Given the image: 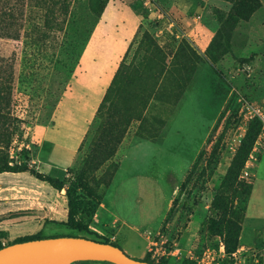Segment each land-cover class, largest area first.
Masks as SVG:
<instances>
[{
  "label": "rangeland",
  "instance_id": "rangeland-1",
  "mask_svg": "<svg viewBox=\"0 0 264 264\" xmlns=\"http://www.w3.org/2000/svg\"><path fill=\"white\" fill-rule=\"evenodd\" d=\"M251 107L264 112V0H0V166L38 170L53 142L73 145L65 182L89 212L117 175H154L167 207L145 259L264 264V131L224 182ZM115 243L144 248L122 229Z\"/></svg>",
  "mask_w": 264,
  "mask_h": 264
},
{
  "label": "crops",
  "instance_id": "crops-1",
  "mask_svg": "<svg viewBox=\"0 0 264 264\" xmlns=\"http://www.w3.org/2000/svg\"><path fill=\"white\" fill-rule=\"evenodd\" d=\"M77 154L78 150L73 145L55 141L47 158L37 164L39 171L64 181L61 188L40 179L30 171L0 172V228L11 238L37 233L47 235V230L55 232L61 226L72 228L66 224L69 220V197L65 177ZM55 155L56 158L63 156L64 163H60L61 158L54 159ZM166 207L164 188L154 175L140 173L121 178L117 175L109 189L102 192L90 219H86V212L83 210L77 216L87 221L91 233H81L95 236L90 238L108 239L115 243L120 229L124 230L126 236L137 233L144 240V248H137L140 258H144L153 248L159 250V242L154 234ZM189 238L184 235L179 246L169 250V254L174 257L181 252L187 256Z\"/></svg>",
  "mask_w": 264,
  "mask_h": 264
},
{
  "label": "water",
  "instance_id": "water-1",
  "mask_svg": "<svg viewBox=\"0 0 264 264\" xmlns=\"http://www.w3.org/2000/svg\"><path fill=\"white\" fill-rule=\"evenodd\" d=\"M80 260L161 264L133 257L111 242L85 236H49L18 241L0 248V264H74Z\"/></svg>",
  "mask_w": 264,
  "mask_h": 264
},
{
  "label": "trees",
  "instance_id": "trees-1",
  "mask_svg": "<svg viewBox=\"0 0 264 264\" xmlns=\"http://www.w3.org/2000/svg\"><path fill=\"white\" fill-rule=\"evenodd\" d=\"M122 70V69H121ZM119 72L120 69L118 70L117 74L115 75L113 82L109 88V93H107L106 98L110 97V93L119 85ZM262 130V122L257 118L255 120H252L249 124V127L247 129V132L244 136V138L242 139V142L235 154V156L233 157V160L231 162V165L229 167V170L227 172V175L225 177L224 182H228L229 180H233L236 178V176L239 174L240 170L245 166V162L248 160L249 155L254 147V144L257 140V137L260 133V131ZM5 170H11V171H30L31 173H33L34 175H36L37 177H39L40 179L49 181L52 185H54L57 188H61L64 185V181H61L59 179L54 178L51 174H47L45 172L36 170L35 168H29L26 166H11L9 164H3L0 166V172L1 171H5ZM67 195L69 197V220L67 221L66 224H68L69 226H71L72 228L80 231V232H90L89 230V226L87 221H84L81 218H78V213L80 210H83L86 212V219L89 220L90 216L92 215L93 210L95 209V205H94V209L89 212L84 208H81L79 205L76 204L71 192L69 190H67ZM234 225L238 228V230H236V232H234V236H232V234L227 238L228 243L231 245L232 249L228 250L229 253H232L234 251V249H236L238 247V243H239V239H240V232L242 230V227L239 225V223H233ZM232 224V225H233ZM232 225L230 227H232ZM231 231V230H230ZM7 233L5 230L0 228V248H2L3 246L7 245V244H11L14 242H18V241H24V240H29V239H36V238H43V237H49V236H57V235H43L41 233H37V234H32V235H26V236H22V237H18L14 240H12L11 242L8 243H4V239L6 238ZM96 239V238H93ZM96 240H100V241H104V242H110L108 239H101V238H97ZM113 243V242H111ZM115 244V243H113ZM117 245V244H116ZM144 260L147 261H152V262H156L152 259H145L142 258ZM159 263L161 264H168L167 262H162L159 261Z\"/></svg>",
  "mask_w": 264,
  "mask_h": 264
},
{
  "label": "built area",
  "instance_id": "built-area-1",
  "mask_svg": "<svg viewBox=\"0 0 264 264\" xmlns=\"http://www.w3.org/2000/svg\"><path fill=\"white\" fill-rule=\"evenodd\" d=\"M250 116L262 121V132L264 131V112L260 108L251 107Z\"/></svg>",
  "mask_w": 264,
  "mask_h": 264
}]
</instances>
